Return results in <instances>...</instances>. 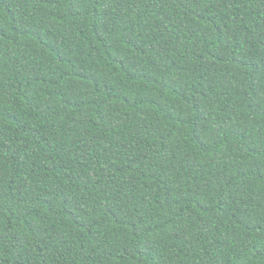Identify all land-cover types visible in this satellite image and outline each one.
Segmentation results:
<instances>
[{
  "label": "trees",
  "instance_id": "1",
  "mask_svg": "<svg viewBox=\"0 0 264 264\" xmlns=\"http://www.w3.org/2000/svg\"><path fill=\"white\" fill-rule=\"evenodd\" d=\"M0 264H264V0H0Z\"/></svg>",
  "mask_w": 264,
  "mask_h": 264
}]
</instances>
